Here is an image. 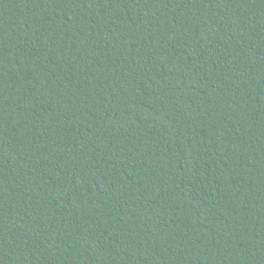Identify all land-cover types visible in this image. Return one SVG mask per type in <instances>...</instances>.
Listing matches in <instances>:
<instances>
[{
	"label": "trees",
	"instance_id": "obj_1",
	"mask_svg": "<svg viewBox=\"0 0 264 264\" xmlns=\"http://www.w3.org/2000/svg\"><path fill=\"white\" fill-rule=\"evenodd\" d=\"M0 264H264V0H0Z\"/></svg>",
	"mask_w": 264,
	"mask_h": 264
}]
</instances>
